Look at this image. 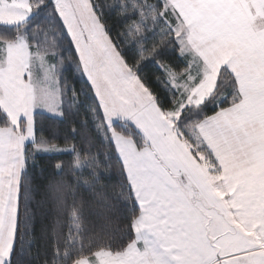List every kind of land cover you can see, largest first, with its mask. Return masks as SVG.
Segmentation results:
<instances>
[{"label":"snow or ice","instance_id":"6c2138e0","mask_svg":"<svg viewBox=\"0 0 264 264\" xmlns=\"http://www.w3.org/2000/svg\"><path fill=\"white\" fill-rule=\"evenodd\" d=\"M0 26V264L37 222L42 264H264V0H0Z\"/></svg>","mask_w":264,"mask_h":264},{"label":"trees","instance_id":"16d2710c","mask_svg":"<svg viewBox=\"0 0 264 264\" xmlns=\"http://www.w3.org/2000/svg\"><path fill=\"white\" fill-rule=\"evenodd\" d=\"M7 31L9 30L6 28H3V26H0V33L7 32ZM72 51L74 52V49ZM64 55L66 58H68L72 55V53L66 52ZM145 71H150V69H145ZM78 83L82 85L83 78H79ZM37 121L38 123L43 122L46 126L51 125L53 123H60L61 129L64 128L63 122L54 121L51 118V115H48L46 113L38 114ZM115 124L117 127L120 126V122H117ZM77 126H79L78 123H77ZM89 132L90 134L94 135V133H92L91 128H89ZM81 138L82 137L78 135L77 142ZM58 143L60 144L61 147L64 146L62 139L58 141ZM37 160L41 165H43L42 171L39 168L37 169L38 177L42 176L44 178V180L41 182H45L48 179H60V178L69 179V180L71 179V176L68 174V167H67L68 163L72 160L71 154L58 153L55 155H41L37 157ZM57 163L64 164L65 167H64L63 172L58 173V170L55 169V165ZM110 163L112 165L113 174L115 175L116 180H118L119 177H118V173L115 167L116 165L115 159H112ZM126 223L127 221L124 219V213L118 207L109 215L107 219H105L103 216L94 218L93 224L91 226L93 229V232L89 233V235H94L98 233L104 236L105 238H108V237L118 238L120 234L124 231ZM91 250L94 252L96 248L93 247ZM31 252L33 255L31 257H26V259H30L31 264H42L45 258L44 257L45 245H44V241L40 234V223L39 222H37V225H36L35 239L32 242ZM87 254H88L87 252L84 253V255H87Z\"/></svg>","mask_w":264,"mask_h":264},{"label":"crops","instance_id":"0c3cea01","mask_svg":"<svg viewBox=\"0 0 264 264\" xmlns=\"http://www.w3.org/2000/svg\"><path fill=\"white\" fill-rule=\"evenodd\" d=\"M44 113H46V114H48V115H50L49 113H47V112H44ZM117 122H120L119 120H115L114 121V123H117Z\"/></svg>","mask_w":264,"mask_h":264},{"label":"rangeland","instance_id":"374dc122","mask_svg":"<svg viewBox=\"0 0 264 264\" xmlns=\"http://www.w3.org/2000/svg\"><path fill=\"white\" fill-rule=\"evenodd\" d=\"M4 28V27H3Z\"/></svg>","mask_w":264,"mask_h":264}]
</instances>
